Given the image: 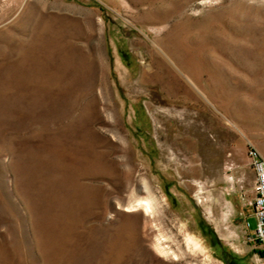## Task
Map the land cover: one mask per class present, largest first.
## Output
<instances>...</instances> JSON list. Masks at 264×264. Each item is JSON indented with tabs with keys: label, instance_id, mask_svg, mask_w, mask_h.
I'll use <instances>...</instances> for the list:
<instances>
[{
	"label": "rangeland",
	"instance_id": "rangeland-1",
	"mask_svg": "<svg viewBox=\"0 0 264 264\" xmlns=\"http://www.w3.org/2000/svg\"><path fill=\"white\" fill-rule=\"evenodd\" d=\"M248 142L264 0H0V264H262Z\"/></svg>",
	"mask_w": 264,
	"mask_h": 264
},
{
	"label": "built area",
	"instance_id": "built-area-1",
	"mask_svg": "<svg viewBox=\"0 0 264 264\" xmlns=\"http://www.w3.org/2000/svg\"><path fill=\"white\" fill-rule=\"evenodd\" d=\"M248 156L250 164L255 171V196L252 202L253 215L257 220V225L254 233V240L259 243L260 250L258 251L264 264V156L259 148L253 143L248 142ZM250 226L249 222L246 224Z\"/></svg>",
	"mask_w": 264,
	"mask_h": 264
},
{
	"label": "flooded vegetation",
	"instance_id": "flooded-vegetation-1",
	"mask_svg": "<svg viewBox=\"0 0 264 264\" xmlns=\"http://www.w3.org/2000/svg\"><path fill=\"white\" fill-rule=\"evenodd\" d=\"M203 228L205 229V227H203ZM219 250L221 251V255H223L225 257L226 264H237V261H235L234 259H229V261H228V249L227 248H225L224 246H220Z\"/></svg>",
	"mask_w": 264,
	"mask_h": 264
},
{
	"label": "bare ground",
	"instance_id": "bare-ground-1",
	"mask_svg": "<svg viewBox=\"0 0 264 264\" xmlns=\"http://www.w3.org/2000/svg\"><path fill=\"white\" fill-rule=\"evenodd\" d=\"M150 209H151V207H150L149 205H147V210H149V211H150Z\"/></svg>",
	"mask_w": 264,
	"mask_h": 264
}]
</instances>
